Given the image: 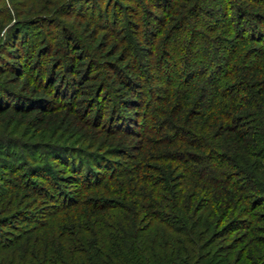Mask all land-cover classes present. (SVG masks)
Segmentation results:
<instances>
[{
	"label": "trees",
	"instance_id": "1",
	"mask_svg": "<svg viewBox=\"0 0 264 264\" xmlns=\"http://www.w3.org/2000/svg\"><path fill=\"white\" fill-rule=\"evenodd\" d=\"M0 264H264V0H0Z\"/></svg>",
	"mask_w": 264,
	"mask_h": 264
}]
</instances>
